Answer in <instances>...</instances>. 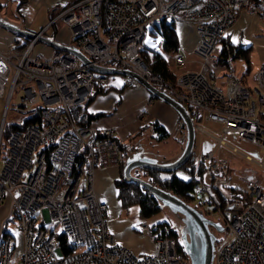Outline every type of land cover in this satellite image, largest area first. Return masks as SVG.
Here are the masks:
<instances>
[{
    "label": "built area",
    "instance_id": "built-area-1",
    "mask_svg": "<svg viewBox=\"0 0 264 264\" xmlns=\"http://www.w3.org/2000/svg\"><path fill=\"white\" fill-rule=\"evenodd\" d=\"M240 10L264 23V0H77L38 34L47 36L52 25L63 23L70 46L92 64L114 62L138 73L189 108L195 124L205 117L220 125L218 147L234 133L264 150V64L249 83L246 76L237 75L229 47L222 46ZM160 22L175 33L178 23L193 28L196 71L174 72L170 81L144 64L139 47ZM37 42L36 38L23 50L0 52L5 111L20 91L13 110L33 119L4 140L3 119L0 124V153L3 141L6 144L0 203L5 199L9 203L0 229V264H184L176 241L162 237L143 219L136 232L152 242L154 253L137 254L116 243L108 226V207L94 191L93 174L100 167L119 166L122 151L113 130L97 133L73 118L94 89L108 87L113 76L92 72L61 51L53 50L44 59L33 52ZM186 63L181 53L173 55L175 67ZM126 84L141 87L128 78ZM195 167L194 201L203 207L214 205L222 218L210 181L228 167V161L206 151L195 158ZM246 192L249 203L227 223L229 239L216 242L212 264H264V189L251 180Z\"/></svg>",
    "mask_w": 264,
    "mask_h": 264
},
{
    "label": "crops",
    "instance_id": "crops-1",
    "mask_svg": "<svg viewBox=\"0 0 264 264\" xmlns=\"http://www.w3.org/2000/svg\"><path fill=\"white\" fill-rule=\"evenodd\" d=\"M20 1L21 0H16V2H13L12 0H0V17L9 23L12 22L11 24L22 30L38 33L43 28H45L49 24L50 20L60 12L61 8L66 6L71 0H23L22 6L18 8ZM57 9L59 12L55 15L53 12H56ZM254 17L255 21L248 17V15L243 10H240L237 13V19L234 27L227 35L230 43H241L244 44V46H251L252 48V42L255 40V38L248 37L247 34H249L248 32L254 30L255 28V30L258 31V39L256 42H259L262 45V49H264V31H259V27L258 29L255 27L256 24L264 25V23H262L256 16ZM234 28H236V30H234ZM3 31L7 30L0 27V35L4 33ZM176 35L179 42V54L181 53L187 61L184 69L182 68L178 72L196 71L198 68L199 59L193 54L194 45L197 42L193 28L189 25L178 23L176 26ZM15 36L17 38H13V40L15 42L14 44L16 45L19 39L23 37L17 35ZM47 36L56 40L60 44L70 45L69 30L61 22H57L52 25L48 30ZM233 39H235L237 42L233 43ZM9 48V46L5 49L0 48V52H8L10 51ZM52 52L53 49H51V54L48 57H42L44 59H48L52 55ZM34 54L37 53L34 52ZM167 55L168 54L164 55L165 59ZM190 55H192L191 58L189 57ZM262 64H264V62H262L260 65ZM126 79L127 78L121 76H113L109 86L106 87L110 88V90L105 93L95 94L83 107L77 110L76 117L85 119V117L88 115L96 116V114H101V116H97L93 120H90L87 126L95 130L97 133L113 130L115 140L125 146L124 152L127 156L129 154L128 158L134 154H140L142 156L156 159L162 164L168 163L167 161L170 163L175 161L183 151L186 138L185 128L181 122V119L170 106L158 100H155L157 101L155 103L154 99L143 87L128 86V84H126ZM2 114L3 109L0 101V119ZM204 121L208 124H213L216 126L218 125L208 121L205 117H203L196 122L197 126L201 128V124ZM153 123H158L161 125L168 132L169 137L172 136L174 138L178 144L177 153H173V155H168V157L158 160L156 157L149 155L140 142L132 144L133 141L138 138V136L143 135L147 130L153 131V129L150 127V125H153ZM218 126L220 127V125ZM202 130L207 132L204 128ZM207 133L213 136L211 133ZM225 144V146L228 148L237 150V148L230 146L228 143L225 142ZM218 148L216 147L215 150L211 151H214L217 155ZM249 150L253 152L252 149ZM240 152L243 156H245L246 159L258 162L256 158L249 154L250 152ZM228 166L231 169L229 162ZM119 177L120 172L118 166L97 168L93 174V188L98 200L102 203H105L108 207L107 220L108 223L109 221L111 222V233L113 234L116 243L127 248L128 250H130V247L137 249L139 247L137 241L129 239V237L122 233L123 230L127 229H129V231L133 230L136 232V225L138 224L139 218L137 221H132L134 224L128 222L126 219L123 220L122 218H119V209L122 207L117 198V189L115 187V182L119 179ZM251 180L256 181L254 179L253 173L247 171L245 174V184L247 181ZM135 209V212L138 215L137 207H135ZM8 212L9 203L8 200H5L4 205L0 206V229L4 224ZM117 216L118 219H116ZM156 223L149 224L154 225ZM128 236L131 235L128 234ZM154 252L155 249L151 253H134L152 254Z\"/></svg>",
    "mask_w": 264,
    "mask_h": 264
},
{
    "label": "trees",
    "instance_id": "trees-1",
    "mask_svg": "<svg viewBox=\"0 0 264 264\" xmlns=\"http://www.w3.org/2000/svg\"><path fill=\"white\" fill-rule=\"evenodd\" d=\"M75 1L77 0H71L67 5ZM22 4L23 0L19 2L18 8H20ZM66 6L62 7L61 10ZM29 42V39L20 38L16 43L15 48L17 50H23L29 44ZM222 44H224L225 47H229L230 51L234 55V59L243 60L244 71L246 74H249L251 70V46H244V44L241 43L232 44L229 42L228 37H226L222 41ZM179 51V42L176 33L168 26H166L163 22H160L152 28L149 41L141 46L139 54L145 65L152 72L160 74L165 80L174 81V72L170 69L166 59L164 58V55H175L178 54ZM107 65L112 68H121L119 64L114 62H109ZM156 88L166 92L162 85H156ZM109 90L110 88H95L90 98H92L97 93H105ZM79 108H77L73 112V118L78 125L87 126L90 120H93L97 116H101V114H96V116L88 115L85 117V119L77 118L76 112ZM185 109L191 116V110L189 108ZM34 117L37 118L38 114H35ZM32 120V118H26L21 125H12L5 123L2 132V140L6 139L14 129H22ZM152 127L158 141L165 140L169 137L168 132L158 123H153ZM117 143L122 151V160L118 166L120 177L115 182V187L117 189V198L121 204V207L123 210H128L131 207H137V213L140 219H151L161 211V203L142 186L134 182H130L124 178L123 168L125 165V161L129 155L127 156L124 152L125 146L118 141ZM195 158V152L193 150V153L187 160V162L178 170L174 171L171 178H167L165 176V173H161L158 171L139 169L142 173L141 179L157 188L171 192L186 204L192 205V202H194L193 190L195 184L194 172L196 169ZM167 162L170 163L169 161ZM229 171L230 168L228 166L222 171L219 176L212 177L210 181L214 192L218 196L220 202V211L223 214L225 213V210L232 205H236L238 212H240L249 203V198L246 190L229 186ZM134 176L139 177L138 175ZM152 226L156 232H159L161 234L162 237L173 238L176 241L178 255L184 262V264H187L188 258L182 244L179 241L178 230L165 221H158V223Z\"/></svg>",
    "mask_w": 264,
    "mask_h": 264
},
{
    "label": "rangeland",
    "instance_id": "rangeland-1",
    "mask_svg": "<svg viewBox=\"0 0 264 264\" xmlns=\"http://www.w3.org/2000/svg\"><path fill=\"white\" fill-rule=\"evenodd\" d=\"M13 2H16V0H12ZM61 11V10H60ZM59 12L57 9L55 15ZM54 16V15H53ZM253 21H255L254 16H249ZM12 23V22H11ZM234 27V26H233ZM255 27L259 31H264V25L261 24H256ZM244 29V28H243ZM236 30V28H234ZM4 33L0 35V48L5 49L8 46L10 47V51H15V42L13 38H17L13 33L8 32V31H3ZM257 32L254 28V30L249 31L247 34L248 37H254L255 40L252 42V49L250 52V61H251V70L249 74L246 75L244 71V62L241 59H235L233 64L236 69V73L239 76H246V80L251 83L250 79L252 78L253 74L257 72L258 67L262 62H264V49H262V45L259 42H256L258 39L257 37ZM249 39V38H248ZM223 48L225 45H222ZM141 48V46L139 47ZM33 51L37 54H40L43 57H48L51 54V48L47 47L46 45L37 42L36 45L33 48ZM190 58L192 55L189 56ZM217 55H214V59H216ZM167 62L171 70L178 72L180 69H184V67L177 68L173 65V55H167L166 56ZM145 64V63H144ZM118 76V75H117ZM116 76V77H117ZM20 94V91L15 92L14 97L12 98V101L10 103V108L5 111V97L0 98L1 104H2V109H3V114L0 119V124L2 122V119L4 120L5 123L7 124H12V125H21L23 121L27 118L26 116H22L17 114L13 108L16 106L18 103V96ZM155 101V100H154ZM157 101H155L156 103ZM159 104V103H158ZM151 129H153L152 125H150ZM201 128L205 129L207 132L211 133L213 136H209L203 131L199 130L198 128L195 127V157L196 160L200 157L201 154L207 151L215 150L216 147L218 148L217 141L215 137L221 136V126L219 127L218 125H213V124H208L207 122H203L201 124ZM152 130H147L143 135L138 136L136 140L133 141L132 144H136L137 142H140L145 149V151L148 152L149 155L156 157L158 160H162L165 157H168V155H173V153H177L178 151V144L174 140L172 136L169 138L158 141L156 138V134ZM230 134V133H229ZM224 140L226 143H228L230 146H233L237 148L236 151H233L231 148H228L225 145L219 146L217 149V156L221 158H226V160L229 162L231 165V169L229 171L230 175V181H229V186L231 187H236L240 188L243 190H246V184H245V174L246 172H251L254 175V179L260 184L262 189H264V150L256 148L254 145H252L250 142L246 141L245 139L238 138L236 134L231 133L228 136L224 137ZM252 149L250 151L249 149ZM244 153H249L251 154L252 157L256 158L258 162H254L253 160L246 159L245 156L241 154V152ZM130 153V152H129ZM6 154V144L3 141V145L1 147V153H0V171L2 169V159L4 155ZM129 155V154H128ZM133 176L138 175L140 178H142V173L140 170H135L132 172ZM7 200V199H5ZM4 200V201H5ZM4 201L0 203V206L4 205ZM192 207H196V209H200V212H204V214L215 221H219L223 223V226L221 225L222 230H216L213 231V234L215 235L217 241H226L229 239V231L227 229V224H224V222L220 218V214L218 213L217 210H215L214 205H208V206H199L197 202H192ZM120 211V216L119 218H122L123 220H127L128 222L132 223V221H137L139 217H137L136 214V209L135 207H131L128 210H123L122 208L119 209ZM118 219V216L116 217ZM140 219V218H139ZM138 219V220H139ZM209 220V219H208ZM148 224L149 223H156L158 221H165L168 222L169 225L173 226L178 230V238L181 243L180 239V231L183 227V220H182V215H178L175 213H172L169 209L167 208H162L159 214L154 216L152 219L145 220ZM134 224V223H132ZM109 229L111 231V222L109 221L108 223ZM131 232V233H130ZM122 233L129 237V239L137 241L138 243V248L133 249L130 247V250L132 252H148L151 253L154 251L155 246L152 244V242L147 239V238H142L138 236L136 232L133 230L129 231L123 230ZM131 235V236H128ZM137 234V236H136ZM188 258V257H187ZM189 264V259L188 263Z\"/></svg>",
    "mask_w": 264,
    "mask_h": 264
},
{
    "label": "water",
    "instance_id": "water-1",
    "mask_svg": "<svg viewBox=\"0 0 264 264\" xmlns=\"http://www.w3.org/2000/svg\"><path fill=\"white\" fill-rule=\"evenodd\" d=\"M0 27L8 32L29 40L37 38L38 42L46 45L54 51L69 53L77 58V60L83 65H86L92 72L106 76L118 75L134 80L142 86L154 100L161 101L170 106L178 114L186 132L185 144L180 156L171 163L162 164L156 159L142 156L140 154H134L126 159L123 168V176L126 180L139 184L159 200L161 208H167L172 213L182 215L183 227L180 231V239L183 249L189 259V264H212L217 239L210 231L209 226H215L217 230L221 231V225L208 220L201 212L186 204L171 192L157 188L143 179L132 175V172L137 169L154 170L161 173L174 172L187 162L195 147V124L188 111L166 92L157 89L138 73L127 69L94 65L74 46L63 45L48 36L22 30L1 17ZM231 209L232 207H228L227 213L225 214L228 222H230L233 217V214L228 212Z\"/></svg>",
    "mask_w": 264,
    "mask_h": 264
},
{
    "label": "flooded vegetation",
    "instance_id": "flooded-vegetation-1",
    "mask_svg": "<svg viewBox=\"0 0 264 264\" xmlns=\"http://www.w3.org/2000/svg\"><path fill=\"white\" fill-rule=\"evenodd\" d=\"M230 207H232V209H231L230 211H228V212H229L230 214H233V215L236 214V213H237V207H236V205H232V206H230ZM194 208L196 209V207H194ZM197 210L200 212V209L197 208ZM201 213L203 214V216H204L205 218L209 219V220L212 221L213 223H218V224H220V225L223 226V223L208 218V217L204 214V212H202V211H201ZM221 213H222V212H221ZM226 213H227V209L225 210L224 215H222V218L220 217L221 220L224 222V224H227V223H228V221L226 220V217H225V214H226ZM209 229H210V231H211L212 233H213V231H216V230H217V228H215V226H209Z\"/></svg>",
    "mask_w": 264,
    "mask_h": 264
},
{
    "label": "bare ground",
    "instance_id": "bare-ground-1",
    "mask_svg": "<svg viewBox=\"0 0 264 264\" xmlns=\"http://www.w3.org/2000/svg\"><path fill=\"white\" fill-rule=\"evenodd\" d=\"M110 82H111V80H110ZM142 87V86H141ZM137 170H139V169H137ZM168 173H172V175H173V171L172 172H168ZM166 174V173H165Z\"/></svg>",
    "mask_w": 264,
    "mask_h": 264
},
{
    "label": "snow or ice",
    "instance_id": "snow-or-ice-1",
    "mask_svg": "<svg viewBox=\"0 0 264 264\" xmlns=\"http://www.w3.org/2000/svg\"><path fill=\"white\" fill-rule=\"evenodd\" d=\"M237 41L235 39H233V43H236Z\"/></svg>",
    "mask_w": 264,
    "mask_h": 264
}]
</instances>
